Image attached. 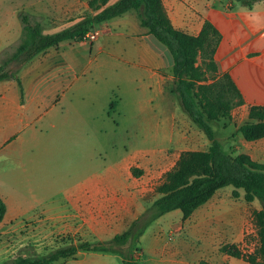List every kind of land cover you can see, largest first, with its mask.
Returning a JSON list of instances; mask_svg holds the SVG:
<instances>
[{
    "label": "crops",
    "instance_id": "crops-1",
    "mask_svg": "<svg viewBox=\"0 0 264 264\" xmlns=\"http://www.w3.org/2000/svg\"><path fill=\"white\" fill-rule=\"evenodd\" d=\"M89 1L20 0L15 10L1 14L6 42L0 44V53L19 42L20 18L15 23L10 17L18 16L21 8L41 22L44 34H53L77 22ZM163 2L177 29L198 35L209 21L221 33L215 60L244 101L232 111L237 124L225 126L224 133L240 153L264 161V138L247 141L238 132L242 124L255 121L249 118L251 107H264V0L252 9L229 0ZM14 24L20 35L10 40ZM95 29L100 35L93 42H64L25 64L18 73L22 89L15 80L0 82V177L5 184L11 185L14 177L16 183L28 184L36 175L23 163L27 151L47 150L63 136L67 143L73 137L69 155L79 156L80 164L54 174L67 194V202L54 207L85 210L82 216L91 222L100 219L95 223L119 226L124 232L161 196L156 188L181 153L207 150L210 142L180 106L173 91L172 60L140 25L135 11ZM90 156L98 161L112 158V163L89 168ZM12 158L17 167L7 171L4 165ZM4 191L0 196L7 212L2 223L24 214L21 204L10 203ZM211 200L186 219L183 234L194 243H185L173 260L164 256V215L155 220L140 238L143 255L148 252L146 263L251 264L221 253L220 244L213 248L220 238L242 249L251 243L244 224L233 229L231 212L195 218ZM253 235L258 244L257 233ZM211 248L219 250L216 260L206 258Z\"/></svg>",
    "mask_w": 264,
    "mask_h": 264
},
{
    "label": "trees",
    "instance_id": "trees-1",
    "mask_svg": "<svg viewBox=\"0 0 264 264\" xmlns=\"http://www.w3.org/2000/svg\"><path fill=\"white\" fill-rule=\"evenodd\" d=\"M239 2L249 9L261 0H229ZM90 0L88 9L71 26L44 34L40 21L29 13L19 14L22 34L18 44L0 53V82L15 80L22 89L20 69L43 51L58 48L64 42H80L99 24L135 11L140 25L147 29L171 55L172 73L175 77L173 91L191 121L205 134L210 144L207 150L184 151L175 167L165 174L156 188L161 196L122 233L102 242H81L54 250L35 259H22L5 264H52L71 258L80 251L118 254L122 264H145L137 256L138 243L146 229L161 216L180 210L183 219L190 218L201 206L210 201L218 190L232 186V196L247 203L259 201L261 209L254 212L258 245L246 251L235 243H225L220 252L243 259L251 264H264V163L253 160L246 153H227L216 137L215 123L231 119L232 111L241 106L243 97L228 73L221 74L215 53L221 33L209 21L198 35L177 29L164 6L163 0ZM250 121L242 124L238 132L247 141L264 138V107L253 106ZM7 212V204L0 196V224ZM128 246L124 251L120 247ZM201 264H211L205 260Z\"/></svg>",
    "mask_w": 264,
    "mask_h": 264
},
{
    "label": "rangeland",
    "instance_id": "rangeland-1",
    "mask_svg": "<svg viewBox=\"0 0 264 264\" xmlns=\"http://www.w3.org/2000/svg\"><path fill=\"white\" fill-rule=\"evenodd\" d=\"M19 2L20 0H0V19L3 11L6 9L10 11L15 10V7L20 4ZM22 11H24L22 8L18 10V16L16 15L15 18L11 16L10 20L19 23V19L17 20V18H19V14ZM20 25L22 26V23ZM18 35L20 34L17 30V24H14V31L10 33V40L17 39ZM5 38V26L0 25V44L6 42ZM164 48L166 49V57L171 59L167 48L165 46ZM176 98L178 99L177 96ZM180 106L182 107L181 103ZM189 120L191 121L190 118ZM237 122L236 118H225L214 125L216 137L220 139L227 153H230L232 148L236 154L240 153L237 145L233 143L231 138L226 137L223 129L230 124L236 125ZM194 126L196 125L194 124ZM107 136L106 134L105 137ZM105 137H102V139ZM72 141L73 137L67 143L66 136H63L62 140L50 145L47 150H40V147L35 150L29 149L25 156L22 157V160L30 170L29 173L32 174L34 172L36 177L34 180V177L28 178V184L16 183L15 177L13 178V182H10L11 185L5 184L4 179L0 177V191H6H4L5 196L14 206L21 204L18 205V207H22L19 211L24 213L21 218H12L0 225V264L13 260L41 258L58 248L68 245H78L85 241H106L115 234L122 232V228L119 226L115 227L95 223L100 219H95L94 223L91 222L88 216H82V213L86 212L85 210L54 207L61 202H67V194L62 192L64 186L55 183L57 178H55L54 174L80 164L79 156L69 155ZM34 159L37 163L34 162ZM89 160V168L96 167V164L99 166L102 164L107 168L112 163V158L98 161V159L92 160L90 156ZM258 162L264 163V161ZM16 167L17 161L14 158L7 160L4 165L7 171H11ZM30 187L35 188V191H30ZM239 191L241 196L236 199L232 196V186L218 190L209 205L201 209L195 215V218L208 217L215 212L217 215L223 217L228 215L226 213L231 212L233 229L244 224V229L249 231L246 237L249 238L251 245L248 248L244 247V250L252 252L258 245L256 244V237L253 235L257 233L254 212L261 209L262 206L259 201L247 203L243 198V190ZM185 223L186 220L183 219L180 210L164 215V256L168 259H175L177 257L175 254L185 246V243H194L192 239L189 240L187 238L186 234H183ZM225 242H227V238L216 239L213 243V248H217L219 244L222 245ZM140 245L139 241V251L136 255L141 258L142 263L147 264L146 258L148 252L144 256ZM120 248L126 251L129 247L123 246ZM213 248H211L210 254L206 258L216 260L219 250H213ZM52 264H122V258L120 255L113 253L80 251L71 258L61 259Z\"/></svg>",
    "mask_w": 264,
    "mask_h": 264
},
{
    "label": "built area",
    "instance_id": "built-area-1",
    "mask_svg": "<svg viewBox=\"0 0 264 264\" xmlns=\"http://www.w3.org/2000/svg\"><path fill=\"white\" fill-rule=\"evenodd\" d=\"M99 32L94 29L92 31H90L89 33L86 34V36L84 37V39L82 40L83 43H91L94 40H96L99 36Z\"/></svg>",
    "mask_w": 264,
    "mask_h": 264
}]
</instances>
